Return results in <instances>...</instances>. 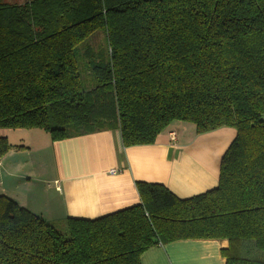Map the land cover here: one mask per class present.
Listing matches in <instances>:
<instances>
[{
    "label": "trees",
    "instance_id": "trees-1",
    "mask_svg": "<svg viewBox=\"0 0 264 264\" xmlns=\"http://www.w3.org/2000/svg\"><path fill=\"white\" fill-rule=\"evenodd\" d=\"M174 122L236 130L217 188L180 199L140 182V204L67 218L66 234L0 196V264H141L190 239L228 240L226 264H264V0H0V130L120 129L133 147ZM11 149L0 137V158Z\"/></svg>",
    "mask_w": 264,
    "mask_h": 264
},
{
    "label": "crops",
    "instance_id": "crops-1",
    "mask_svg": "<svg viewBox=\"0 0 264 264\" xmlns=\"http://www.w3.org/2000/svg\"><path fill=\"white\" fill-rule=\"evenodd\" d=\"M236 134L222 128L197 135L192 125L174 122L155 144L125 147L120 129L61 141L41 129L0 130L12 146L0 158V196L52 224L138 205L140 182L164 185L188 199L217 188L222 158ZM228 248L224 239L181 240L150 248L141 264H226Z\"/></svg>",
    "mask_w": 264,
    "mask_h": 264
},
{
    "label": "rangeland",
    "instance_id": "rangeland-1",
    "mask_svg": "<svg viewBox=\"0 0 264 264\" xmlns=\"http://www.w3.org/2000/svg\"><path fill=\"white\" fill-rule=\"evenodd\" d=\"M2 1H4V2H6V3H9V4H24L27 0H2ZM98 36H97V38H96V42H97V44L99 43V42H101L102 41V39H103V35L101 34V33H99V34H97ZM81 73V75H82V80H85L86 79V76H87V74L86 73H84V72H80ZM190 125V124H189ZM70 130V129H69ZM50 223H53V222H50ZM54 224H59V223H54ZM62 233H64V234H66L67 233V228H66V225H65V223H63V225L61 226V224H59V225H55Z\"/></svg>",
    "mask_w": 264,
    "mask_h": 264
},
{
    "label": "built area",
    "instance_id": "built-area-1",
    "mask_svg": "<svg viewBox=\"0 0 264 264\" xmlns=\"http://www.w3.org/2000/svg\"><path fill=\"white\" fill-rule=\"evenodd\" d=\"M171 139L173 141H176V133H171ZM115 171H113L112 173H114Z\"/></svg>",
    "mask_w": 264,
    "mask_h": 264
}]
</instances>
